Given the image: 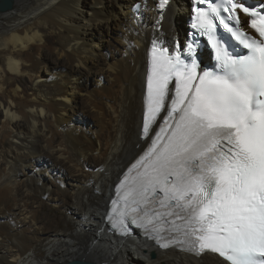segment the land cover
<instances>
[{
  "label": "bare ground",
  "instance_id": "6f19581e",
  "mask_svg": "<svg viewBox=\"0 0 264 264\" xmlns=\"http://www.w3.org/2000/svg\"><path fill=\"white\" fill-rule=\"evenodd\" d=\"M79 1L0 12V264H226L120 235L107 215L150 141V48L183 45L188 0Z\"/></svg>",
  "mask_w": 264,
  "mask_h": 264
},
{
  "label": "snow or ice",
  "instance_id": "6c2138e0",
  "mask_svg": "<svg viewBox=\"0 0 264 264\" xmlns=\"http://www.w3.org/2000/svg\"><path fill=\"white\" fill-rule=\"evenodd\" d=\"M195 5L186 45L153 41L142 125L151 144L117 184L108 219L124 233L130 220L161 248L264 264V3ZM203 42L211 68L199 60Z\"/></svg>",
  "mask_w": 264,
  "mask_h": 264
},
{
  "label": "water",
  "instance_id": "95a60500",
  "mask_svg": "<svg viewBox=\"0 0 264 264\" xmlns=\"http://www.w3.org/2000/svg\"><path fill=\"white\" fill-rule=\"evenodd\" d=\"M11 9V2L10 0H0V12H5ZM154 257V255H152ZM66 264H91V263H84L80 261H74V262H69Z\"/></svg>",
  "mask_w": 264,
  "mask_h": 264
},
{
  "label": "rangeland",
  "instance_id": "374dc122",
  "mask_svg": "<svg viewBox=\"0 0 264 264\" xmlns=\"http://www.w3.org/2000/svg\"><path fill=\"white\" fill-rule=\"evenodd\" d=\"M81 2H82V0H80ZM78 2V5H80L81 4V2ZM109 56H107V58H108V60L110 59V54H108ZM2 62H1V56H0V66H2V64H1ZM5 71V70H4ZM5 73H6V71H5ZM10 76L11 75H7L6 77L7 78H10ZM15 77V76H14ZM24 84L26 85V87L28 88L29 87V85L24 81V78L22 77V83H18V86L20 87V89L21 88H24ZM102 84H104V79H102ZM42 169H43V167H42ZM43 213H45L46 215H48V213H47V210L45 209V211H43ZM53 217V216H52Z\"/></svg>",
  "mask_w": 264,
  "mask_h": 264
}]
</instances>
